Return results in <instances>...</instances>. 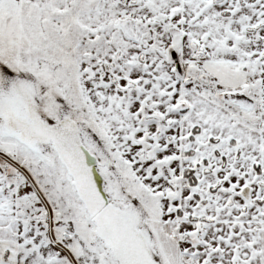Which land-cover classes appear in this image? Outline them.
<instances>
[{
    "label": "snow or ice",
    "instance_id": "6c2138e0",
    "mask_svg": "<svg viewBox=\"0 0 264 264\" xmlns=\"http://www.w3.org/2000/svg\"><path fill=\"white\" fill-rule=\"evenodd\" d=\"M0 264H264V0H0Z\"/></svg>",
    "mask_w": 264,
    "mask_h": 264
}]
</instances>
